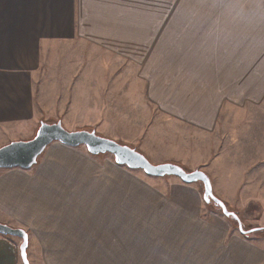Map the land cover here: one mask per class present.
I'll list each match as a JSON object with an SVG mask.
<instances>
[{"label":"crops","instance_id":"0c3cea01","mask_svg":"<svg viewBox=\"0 0 264 264\" xmlns=\"http://www.w3.org/2000/svg\"><path fill=\"white\" fill-rule=\"evenodd\" d=\"M165 1L171 0H0V147L32 139L41 122L62 119L76 96L84 97L86 112L97 103L98 114H106L104 98L123 94L128 50L143 86L133 94L146 96L163 118L157 127L171 137L138 151L155 157L154 163L199 168L213 192H241L245 203L250 197L262 205L264 43H147L155 5ZM243 1L244 10L264 16V0ZM110 45L114 55H108ZM80 46L90 52L75 56ZM236 53L243 62L238 73ZM170 185L171 194L197 191L183 182ZM191 207H184L192 210L184 221L189 224L196 223ZM201 222L209 246L181 250L173 264H264L263 245L230 235L211 220ZM0 223L26 231L30 264H90V256H121L113 239L122 240L123 169L53 142L30 169H0ZM259 224L264 227V220ZM92 228L106 249L98 255L90 250ZM19 245L0 235V264H20Z\"/></svg>","mask_w":264,"mask_h":264},{"label":"rangeland","instance_id":"374dc122","mask_svg":"<svg viewBox=\"0 0 264 264\" xmlns=\"http://www.w3.org/2000/svg\"><path fill=\"white\" fill-rule=\"evenodd\" d=\"M217 2L215 0H171L170 4L167 1L158 2V5H155L154 33L147 43H264V16L259 15L258 11L253 8L248 12L244 10L243 2L248 1L229 0L232 6L229 10H226L228 1L219 0ZM158 18H160L159 22ZM110 46H112L111 54L108 55H114L116 47ZM87 52H90L87 46L83 48L80 46L75 48L74 55L83 56ZM92 54L99 55L93 52ZM128 55L127 50L122 60L123 94L104 98L106 103L100 106L106 109V114L102 111L98 114L99 105L97 103H91L90 113L86 112L88 104L83 101L84 97L76 96V102L73 103L75 105L69 103L65 106L61 121H57L65 125L66 127H63L68 131H94L102 137L128 145L136 150L143 148L145 151L155 146L156 138L160 142H167L171 140V137L165 132L167 128L157 127L160 126L159 123L163 121V118L152 107L146 96L133 94L143 86H140L137 80V64L133 63ZM241 58L236 53V73L243 66ZM93 98L98 99V97ZM90 122L96 125H86ZM71 124L72 126H68ZM79 149L86 151L84 146H79ZM160 149L163 151V146ZM151 154L155 156V152ZM90 156L100 165H108L114 161L110 154ZM153 159L155 160V157ZM153 159L149 161L159 164L154 163ZM120 167L123 169V232L121 243L115 238L113 243L118 245L117 249L119 251L120 248L122 255L116 258L114 256H90V264H114L115 260L117 264L178 263L179 251L201 249L206 242L208 244V239L202 236L203 229H207V224L202 223V220L205 223L211 220L217 226H226L229 228L230 235H236L251 243L264 246V231L242 235L234 220L226 218L213 204H205L202 199V185L189 184L191 186L188 187L197 186V191L193 193H191L193 188H187L188 191L178 190V193L171 194L170 182L177 181L182 184L179 179L175 177L151 179L141 170ZM184 169L192 171L189 168ZM151 181L155 185L150 187ZM213 194L218 199L221 198L227 209L238 216L245 231L260 228L259 222L264 220V201H261L262 205H260L258 198L248 197L245 203L242 197L244 193L241 192L214 191ZM183 200L187 201L184 207L192 206L193 213L196 214V223L184 222L189 215L186 213L192 210L179 206L184 204ZM101 238L99 231L92 228L90 250L96 255L106 250L101 247ZM15 239L20 242V239ZM95 242H98V245Z\"/></svg>","mask_w":264,"mask_h":264},{"label":"water","instance_id":"95a60500","mask_svg":"<svg viewBox=\"0 0 264 264\" xmlns=\"http://www.w3.org/2000/svg\"><path fill=\"white\" fill-rule=\"evenodd\" d=\"M53 142H59L68 147L84 146L93 156L110 154L119 166L130 170H141L145 175L153 178L176 177L184 184L202 185V199L205 204H213L226 217L234 220L239 232L248 235L262 228L245 231L238 216L227 209L223 201L218 199L212 191L209 176L201 170L186 171L174 163H151L141 152L133 147L120 144L112 139L97 135L94 131H68L60 121L41 122L34 137L27 141H12L0 147V169H30L37 163V159ZM0 235L20 239L18 247L21 264H29L27 258L28 234L20 228H12L0 223Z\"/></svg>","mask_w":264,"mask_h":264},{"label":"trees","instance_id":"16d2710c","mask_svg":"<svg viewBox=\"0 0 264 264\" xmlns=\"http://www.w3.org/2000/svg\"><path fill=\"white\" fill-rule=\"evenodd\" d=\"M261 231H264V228Z\"/></svg>","mask_w":264,"mask_h":264}]
</instances>
